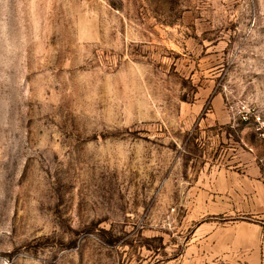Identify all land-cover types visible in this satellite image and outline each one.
Instances as JSON below:
<instances>
[{
  "label": "rangeland",
  "instance_id": "rangeland-1",
  "mask_svg": "<svg viewBox=\"0 0 264 264\" xmlns=\"http://www.w3.org/2000/svg\"><path fill=\"white\" fill-rule=\"evenodd\" d=\"M0 264H264V0H0Z\"/></svg>",
  "mask_w": 264,
  "mask_h": 264
}]
</instances>
